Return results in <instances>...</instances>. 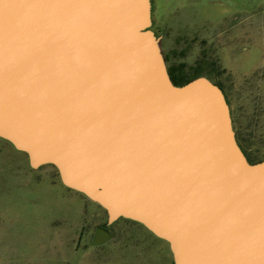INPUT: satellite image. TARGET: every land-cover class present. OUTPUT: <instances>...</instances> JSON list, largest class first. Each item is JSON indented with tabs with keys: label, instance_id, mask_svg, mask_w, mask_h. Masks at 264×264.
<instances>
[{
	"label": "water",
	"instance_id": "1",
	"mask_svg": "<svg viewBox=\"0 0 264 264\" xmlns=\"http://www.w3.org/2000/svg\"><path fill=\"white\" fill-rule=\"evenodd\" d=\"M150 25V0H0V137L174 264H264V159L217 84L172 82Z\"/></svg>",
	"mask_w": 264,
	"mask_h": 264
},
{
	"label": "rangeland",
	"instance_id": "2",
	"mask_svg": "<svg viewBox=\"0 0 264 264\" xmlns=\"http://www.w3.org/2000/svg\"><path fill=\"white\" fill-rule=\"evenodd\" d=\"M166 69H192L228 102L239 146L264 159V0H150ZM111 237L93 244L96 228ZM0 264H174L169 244L66 186L50 163L29 164L0 137Z\"/></svg>",
	"mask_w": 264,
	"mask_h": 264
},
{
	"label": "trees",
	"instance_id": "3",
	"mask_svg": "<svg viewBox=\"0 0 264 264\" xmlns=\"http://www.w3.org/2000/svg\"><path fill=\"white\" fill-rule=\"evenodd\" d=\"M169 76L172 80V82L176 85H182L185 84L186 82L190 81L193 78H196L201 75V71L198 69H192L188 73H180L174 68L168 69Z\"/></svg>",
	"mask_w": 264,
	"mask_h": 264
},
{
	"label": "flooded vegetation",
	"instance_id": "4",
	"mask_svg": "<svg viewBox=\"0 0 264 264\" xmlns=\"http://www.w3.org/2000/svg\"><path fill=\"white\" fill-rule=\"evenodd\" d=\"M103 227H105V226H103ZM106 228V227H105Z\"/></svg>",
	"mask_w": 264,
	"mask_h": 264
}]
</instances>
